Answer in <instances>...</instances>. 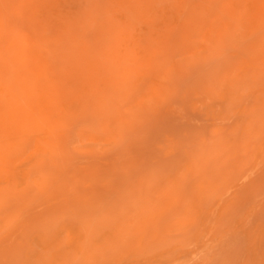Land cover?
Masks as SVG:
<instances>
[{
	"label": "rangeland",
	"instance_id": "1",
	"mask_svg": "<svg viewBox=\"0 0 264 264\" xmlns=\"http://www.w3.org/2000/svg\"><path fill=\"white\" fill-rule=\"evenodd\" d=\"M0 264H264V0H0Z\"/></svg>",
	"mask_w": 264,
	"mask_h": 264
},
{
	"label": "bare ground",
	"instance_id": "2",
	"mask_svg": "<svg viewBox=\"0 0 264 264\" xmlns=\"http://www.w3.org/2000/svg\"><path fill=\"white\" fill-rule=\"evenodd\" d=\"M223 16V15H222ZM221 18V17H220ZM222 18H224V17H222ZM237 28V27H236ZM31 30V29H30ZM28 33H30V32H28ZM44 33H46V32H44ZM218 36V35H217ZM227 36V35H226ZM222 39H223V34H222ZM221 39V40H222ZM31 40V39H30ZM224 41V40H223ZM9 74V73H8ZM9 78H10V76H9ZM12 89V88H11ZM3 96V95H2ZM2 96H1V98H2ZM2 100H3V98H2ZM103 107V106H102Z\"/></svg>",
	"mask_w": 264,
	"mask_h": 264
}]
</instances>
